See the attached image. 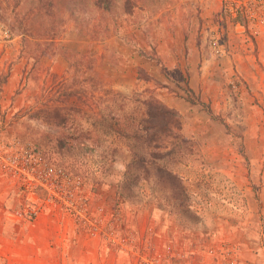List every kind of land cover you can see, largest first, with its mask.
<instances>
[{
  "label": "rangeland",
  "instance_id": "rangeland-1",
  "mask_svg": "<svg viewBox=\"0 0 264 264\" xmlns=\"http://www.w3.org/2000/svg\"><path fill=\"white\" fill-rule=\"evenodd\" d=\"M112 3L68 8L49 28L35 0H4L0 264L49 241L41 264H264V0ZM148 97L180 120L156 158L112 127L140 131ZM68 105L82 113L54 117ZM135 153L147 172L129 167ZM43 157L65 172L53 191L31 175ZM14 192L29 202L14 209Z\"/></svg>",
  "mask_w": 264,
  "mask_h": 264
},
{
  "label": "trees",
  "instance_id": "trees-1",
  "mask_svg": "<svg viewBox=\"0 0 264 264\" xmlns=\"http://www.w3.org/2000/svg\"><path fill=\"white\" fill-rule=\"evenodd\" d=\"M114 0H35V5L37 6L38 9L40 10L41 15H44V18L46 17V23L49 21H54L57 19V17L61 14L62 11H66L68 8L72 7H78L81 10L84 11H89V10H96V9H104V10H111V7L114 5L112 3ZM126 3V7H130L131 9V3L133 1H136V3H139V0H124ZM142 1H147V0H142ZM150 1V0H149ZM125 7V8H126ZM7 8L4 5V0H0V19L4 22H7L5 18V14L7 11ZM46 16V17H45ZM45 23V25H46ZM49 28L51 27V24L48 22ZM19 28H24L26 31L27 29L30 30V27H27L25 22H18ZM34 25V24H33ZM41 30V28H37V31ZM51 30V29H49ZM45 31L48 32L47 29ZM143 71V69L141 70ZM145 73V71H143ZM84 80L80 82V84H83ZM73 84L68 85V90L65 92L67 93V98H75L78 96L79 99H81V87L76 88V86H73ZM145 113L144 115V121L139 123L140 127L142 128L140 131H135L131 125V122L126 123V125H118L120 122L116 119L114 123L112 124V127L119 132L122 135H125L126 133L128 134L131 138V145L135 144L132 142V140H135V142L140 141L142 143L141 146H147L148 148H152V155L156 158V154L159 151V148L163 145V142L166 140L168 136L171 135L172 133V127L176 125V129L179 130L180 126V120H179V115L177 112L174 110L170 109L167 107L165 104H163L161 101L159 102L156 100L154 97H148L145 101ZM54 112L55 113V118H59L60 115V110H65V116L69 117L70 115H77L82 113V111L79 110V107L73 106V105H68V106H63L62 109L61 107L55 106ZM146 114V116H145ZM62 121V120H61ZM67 122L69 119H63L62 122ZM61 122V123H62ZM175 124V125H173ZM118 125V126H117ZM161 133V134H159ZM89 136V134H88ZM85 136V137H88ZM165 136V137H164ZM81 141H79V145L81 144ZM83 142V141H82ZM136 145V144H135ZM65 146L69 148L70 151L72 152H77V151H84V148L81 146H75V145H70L64 142L61 145L62 149H65ZM143 149V147L141 148ZM44 159H47L46 157H43ZM47 163H50V160L48 159ZM52 163V162H51ZM53 166V163L50 164ZM61 168L59 164H55V167ZM129 167H133V170L136 172H147L149 168L152 166L148 165L146 163V157L143 155H140L138 153H135L133 162L129 165ZM70 172V171H69ZM72 174V177L74 180L79 176L77 174Z\"/></svg>",
  "mask_w": 264,
  "mask_h": 264
},
{
  "label": "built area",
  "instance_id": "built-area-1",
  "mask_svg": "<svg viewBox=\"0 0 264 264\" xmlns=\"http://www.w3.org/2000/svg\"><path fill=\"white\" fill-rule=\"evenodd\" d=\"M40 160L45 164L47 165L48 163L46 162V160L44 158H40ZM49 166V167H48ZM33 168H31V172H35L34 174H31L33 177H35V179H37L41 185H36V187H43L44 189L48 188L49 189V185L50 182L52 183L53 182V178L54 177H63V175L65 174V172H63V170L61 168H59V171L62 173V175L58 174L59 172H54L57 171L58 168H55V166H52L50 164H48L46 167L42 168V169H38L37 167L34 168V166H32ZM62 170V171H61ZM58 185V188L59 189H62V187H64V181L60 182V180L58 181V179L53 183V184H56ZM61 185V186H60ZM32 189V188H31ZM51 190V189H49ZM53 191V190H51ZM50 200H52L54 197L51 196L50 194ZM33 205V204H32ZM32 205H29L26 209H25V212L28 216V218L33 221L34 219H36V217L39 215V211L38 209L40 210L41 207H38V206H32ZM44 207L46 208V206L44 205ZM22 215V212H17V215Z\"/></svg>",
  "mask_w": 264,
  "mask_h": 264
},
{
  "label": "crops",
  "instance_id": "crops-1",
  "mask_svg": "<svg viewBox=\"0 0 264 264\" xmlns=\"http://www.w3.org/2000/svg\"><path fill=\"white\" fill-rule=\"evenodd\" d=\"M10 191H11V189H10ZM1 194H3V192H1L0 191V195ZM14 196H15V198L12 200V202H13V208L15 209L16 207H18L19 205H21V204H23V203H27V202H29V196L28 195H20L18 192H14V194H13ZM13 197V196H12ZM40 195H38V198L37 199H39V201H40ZM36 200V196H34V198L33 197H30V200ZM10 207H11V205H9ZM13 209V210H14ZM1 210H3V209H1ZM49 212V211H48ZM52 215V214H51ZM28 223H35V222H28ZM20 224V223H19ZM23 224V223H22ZM45 224L46 225H48V223H45V221H43L42 222V224H41V226H40V229H41V232L39 233L40 234V236L42 235V233H46V231H47V229H49L50 231L52 230V225H50L49 227H47V226H45ZM26 225L27 224H24V226H21V227H18L17 228V231H19L20 232V230H22V235L25 233V227H26ZM58 233L56 232L55 233V235H57ZM30 236V235H29ZM23 236H21V238H22ZM28 240H29V237H28ZM12 243H14V242H12ZM52 249H55V250H57L56 249V247H55V245H54V241H52V242H48V244H47V247H45V249H41L40 251H39V253H38V255L39 256H37L36 255V253H35V256L33 257V258H30V260H26L25 259V257L24 256H22V255H18L19 256V258H16V256H14V255H12L11 257H14V260H19L20 261V264H37V263H42V262H44L43 261V259H42V256H43V254H45L44 256H46L47 255V251L46 250H52ZM35 251H36V249H34ZM45 250V251H44ZM20 252V251H19ZM13 254V253H12ZM17 254V253H16ZM18 254H21V253H18ZM23 254V253H22ZM40 255H41V257H40ZM36 257H37V260H36ZM41 259H40V258Z\"/></svg>",
  "mask_w": 264,
  "mask_h": 264
}]
</instances>
